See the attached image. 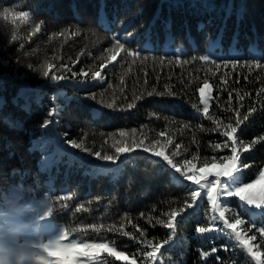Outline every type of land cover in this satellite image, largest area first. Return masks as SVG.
Returning <instances> with one entry per match:
<instances>
[{
  "label": "trees",
  "instance_id": "trees-1",
  "mask_svg": "<svg viewBox=\"0 0 264 264\" xmlns=\"http://www.w3.org/2000/svg\"><path fill=\"white\" fill-rule=\"evenodd\" d=\"M6 7L34 15L26 22L11 17L0 21V213L7 210L6 202L14 195L37 209L51 195L56 203L46 222L75 228L73 235L80 240L107 242L136 264H256L238 245L226 250L225 235L201 237L197 233L198 226L211 223L210 205L205 197L198 212L188 216L192 209L185 208L184 201L191 203L190 190L173 182L174 170L162 171V164L156 162L160 158L126 153L113 163L62 141L76 139L102 155H116L114 140L127 145L140 140L150 145L155 140L159 147L169 139L173 144L166 154L175 150V144L181 145L182 152L188 149L175 158L180 161L196 153L201 158L230 154L229 149L213 151L212 144L226 140L221 131L212 130L213 120L193 116V105L202 108L198 89L205 79L213 89L209 114L214 119L234 123L235 109L244 115L255 107L257 111L236 135L242 143L264 137V58L249 56L252 45L264 52V0H0V10ZM13 32L18 37L15 42L11 41ZM117 39L139 57L121 51L117 61L101 71L104 80L91 81V71L106 63L110 54L105 50ZM216 39L222 44L216 49L226 52L214 60L222 65L219 71L214 64L199 60ZM235 49L242 55L229 53ZM237 59L240 65L260 63L261 67L251 71L239 65L235 71L223 67V61ZM47 64L56 67L44 77ZM62 64L76 72L88 71L89 78L52 82V74L63 73ZM222 76L227 83L221 82ZM153 87L176 94L148 96ZM136 96L142 98L135 100ZM113 101L116 106L107 107ZM131 102L135 107L129 109ZM56 109L59 113L50 118L54 123L44 127L47 112ZM121 131L126 135L121 137ZM161 131L164 137L159 136ZM241 160L251 165L244 169L247 181L256 179L264 167V142L243 152ZM194 162L199 168L200 161ZM228 201L225 206L236 214L244 212L237 199ZM181 208L180 215L187 218L177 224L176 236L161 249L163 255L158 253L156 262L145 258L140 249L148 240L160 243L171 235L169 229L155 224V218L167 221L163 213ZM241 218L251 227L247 215ZM252 221L257 226L262 223L259 218ZM90 224L104 227L97 231ZM113 225L115 229L108 231ZM137 227L146 235L141 237ZM124 231L130 235L124 236ZM251 234L257 235L253 242L264 259V237L255 228ZM213 246L215 253H211ZM203 252L211 254L204 258ZM101 259L103 264H124L108 253L101 254Z\"/></svg>",
  "mask_w": 264,
  "mask_h": 264
},
{
  "label": "snow or ice",
  "instance_id": "snow-or-ice-1",
  "mask_svg": "<svg viewBox=\"0 0 264 264\" xmlns=\"http://www.w3.org/2000/svg\"><path fill=\"white\" fill-rule=\"evenodd\" d=\"M34 15L29 11H11L8 14V18L5 21H8L11 17L13 21L21 20L26 22L27 19ZM3 30V26L0 25V31ZM35 30L40 31V24L35 25ZM18 39L17 34L13 32L11 34V41L15 42ZM23 48V45L20 46ZM108 55L106 57V63H101L99 65L100 70L91 71L90 79L93 82H102L104 77L101 75V71L106 68L109 64H112L117 61V56L121 51H123L128 57H139V53L136 51H130L125 47V44L120 42L119 39L116 40L115 44L105 50ZM143 59H147L144 57ZM194 60L197 58H193ZM199 60L204 61L205 63H212L216 71L221 69V64L216 63L214 60H210L208 55L199 57ZM179 61H177L178 63ZM78 63V59L73 61V67ZM135 63V60H133ZM163 63V61H161ZM188 63V61H185ZM241 68L247 67L250 71L253 67H261L260 63L255 65L245 64L240 65L239 60H225L223 61V67L228 68L231 66L232 70L235 71L237 66ZM28 68L38 71L35 69L32 64L27 65ZM54 64H47L43 66L42 75L48 77L50 71L55 68ZM63 70L61 75L52 74L51 81H67L69 79H75L78 82H81L83 79L84 82L89 78V72L81 69L79 72L73 71V67H69L66 64L59 66ZM209 72H212V69H208ZM67 73H71L69 77ZM215 75V72H212ZM227 75V74H225ZM222 83H227V80L224 77H221ZM165 88H168L165 85ZM208 89V94H205V89ZM200 95V103L203 105V108H199L196 105H193V108L196 109L197 114L203 113L205 117L209 120H213L215 128L213 131H221V135L226 138V140L221 143L212 144L213 151L229 149L230 154L227 155H212L211 157H199L198 153L193 154L191 159L184 158L182 161L176 160L178 156H182L184 152H187L188 149L184 148L183 152L180 151L181 145L175 144V150L171 154H166V149L168 146L173 144L171 139L167 140L165 145L157 147L158 142L153 140L150 145L145 144L144 140L138 142H133L131 145L122 143L120 140H114L112 147L115 149L116 155H109L106 152L102 155L101 151H94L91 147H84L83 143L76 139H68L62 141L71 146L72 149H78L82 152H86L99 160L110 161L115 163L121 154H133V155H142L143 153H150L151 157L160 158L157 163L162 164V171L166 168L174 170L171 173L173 177V182H179L181 186L188 187L190 190V199L191 203L188 200L184 201L185 208L192 209V212L188 213V216L195 215L202 203L207 199V203L210 205L211 209V223L208 226H198L196 228L197 233H210L218 232L224 234L228 238V242L225 245V249L239 246L246 257L250 260L255 261L256 264H264V259H262L261 252L254 251V247L257 245H252V241L257 240L256 234L249 233L252 232V229L255 228L256 232L259 233L261 237H264V211L259 213L255 212L253 209H262L264 210V188L259 191H254L256 186L264 181V167L260 168L256 179L247 181L244 175V169L251 167L249 164H245L241 160L243 152H247L253 148V146L259 141L264 142V137L254 138L249 143H242L237 138V131L242 123L249 120L250 115L257 111V108L252 107L248 109V114L241 115L239 108L235 109V120L233 122H228L224 124L220 119H214L209 114V98L212 94V86L208 82V79L204 80L202 87L198 89ZM264 91V90H262ZM148 96L155 95H175L176 93L172 92L171 89H168L167 93L157 91L155 87L151 91H147ZM95 99V95L91 97ZM142 96H136L135 100L141 99ZM229 98H231V93H229ZM241 100L244 99L243 95L240 97ZM116 106V102L107 104V107L113 108ZM129 109L135 107V103L131 102L127 104ZM243 107V105H241ZM59 113V109H56L55 112L48 111L47 117L44 121V127H47L49 124L54 123V120L50 119L55 114ZM187 127V125H185ZM201 130L203 129L201 126ZM136 130L133 129V132ZM121 137L125 136L126 133L121 131L119 133ZM159 136L164 137L165 133L161 131ZM230 142V143H229ZM136 149H141V153H137ZM200 161V167H197V163L194 161ZM219 169V170H216ZM175 174H179L177 177ZM212 177V179H209ZM182 178V179H181ZM184 181L191 182L190 185H185ZM227 197H236L239 201V206L244 209V212L241 214H236L234 210L225 205L230 202L224 198ZM57 199L63 200L66 197L58 196ZM56 201L52 199L51 195H48L42 202L39 210L36 214L37 221H46L48 218L53 216L54 205ZM81 208L84 206L81 205ZM184 212V208L173 210L170 213H163L168 216L167 221L160 218H155L156 225H162L164 228H167L171 231V235L167 239L162 240L160 243H153L151 240L146 242V247L140 249L143 252V256L147 259L152 260L153 262L157 261V254L161 252V249L166 245H170V242L176 236V226L179 222H182L187 217L181 216L180 214ZM232 215H228L229 213ZM247 215L249 218V227L245 220L241 217ZM259 215L262 219L260 226H257L253 221L252 217ZM180 217L178 220L177 218ZM151 222V220L149 221ZM89 228L99 231L104 227L103 224H90ZM115 225L108 228V231H113ZM140 236L143 237L146 235V231L137 227L136 229ZM76 232L75 228L71 230L67 227L61 228L59 230H49V234L45 238L37 239L34 243L31 244V251L25 252L21 251L24 246L19 244V242L12 237L5 245V251L3 254H0V264H103L101 259V254L108 253L110 256L114 257L116 260L128 261L129 257L125 254L124 251H117L115 247H110L107 242H94V241H85L77 239L73 233ZM124 236H129L130 233L127 231L123 232ZM264 244V241H261ZM146 248H150L148 251ZM167 250V249H165ZM217 248L212 247L211 253H215ZM60 253L61 255H55ZM210 252H203L202 256L207 258ZM217 259H219L217 257ZM130 264H136V260L133 259L130 261Z\"/></svg>",
  "mask_w": 264,
  "mask_h": 264
},
{
  "label": "rangeland",
  "instance_id": "rangeland-1",
  "mask_svg": "<svg viewBox=\"0 0 264 264\" xmlns=\"http://www.w3.org/2000/svg\"><path fill=\"white\" fill-rule=\"evenodd\" d=\"M221 45L222 44L219 39L213 40L209 43L206 55L210 57V60H216L217 58L224 57L226 55V52H224L223 50L216 49V47L220 48ZM250 49H251V53L249 54V56L256 57L259 59L264 58V52L262 50L257 49L253 45L250 47ZM229 53L233 56L242 55V52L236 49ZM208 91L209 90L206 88L205 89L206 95L208 94ZM210 99L211 97L209 98V107H210ZM202 115H203L202 112L199 114H197L196 111L193 112L194 117H199ZM209 179H212V177H209ZM262 188H264V181H261V183L256 186V189H254V191H259ZM233 198L238 200V198L236 197H227L224 199L230 200ZM6 204H7V210H5V212L0 213V254H3V252L5 251L6 243L12 237H14L19 242V244L24 246L22 249H20L21 251L28 252L31 251V244L34 243L37 239L45 238L49 234V230L61 229L58 227L51 226L46 221H37L35 217L39 209H37V207H34L31 204V202H27L25 199H21L19 195L12 196L6 202ZM242 210L244 211L243 208ZM253 210L257 213L264 211L262 209H253ZM252 218L253 219L259 218L262 221L259 215ZM222 235L224 234L218 232H210V233L201 234V237L216 236L217 238H219ZM251 244L256 245L253 241L251 242ZM253 250L259 251L257 247H254ZM55 255H61V254L57 253ZM130 261L131 259L129 258L128 261H121V262L124 264H130Z\"/></svg>",
  "mask_w": 264,
  "mask_h": 264
},
{
  "label": "clouds",
  "instance_id": "clouds-1",
  "mask_svg": "<svg viewBox=\"0 0 264 264\" xmlns=\"http://www.w3.org/2000/svg\"><path fill=\"white\" fill-rule=\"evenodd\" d=\"M11 11H13V10L10 8H7V7L0 10V21H5L8 18L9 12H11Z\"/></svg>",
  "mask_w": 264,
  "mask_h": 264
},
{
  "label": "water",
  "instance_id": "water-1",
  "mask_svg": "<svg viewBox=\"0 0 264 264\" xmlns=\"http://www.w3.org/2000/svg\"><path fill=\"white\" fill-rule=\"evenodd\" d=\"M55 142L57 143V141L55 140Z\"/></svg>",
  "mask_w": 264,
  "mask_h": 264
}]
</instances>
